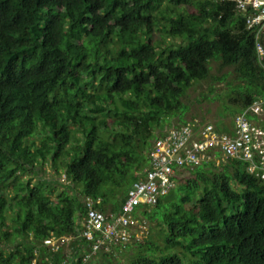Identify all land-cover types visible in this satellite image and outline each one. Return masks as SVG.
Here are the masks:
<instances>
[{"label": "trees", "instance_id": "obj_1", "mask_svg": "<svg viewBox=\"0 0 264 264\" xmlns=\"http://www.w3.org/2000/svg\"><path fill=\"white\" fill-rule=\"evenodd\" d=\"M256 42L231 0H0V264H68L69 254L83 264L86 240L57 251L44 241L78 235L87 196L121 209L154 140L172 117L187 123L184 98L212 60L243 82L224 109L232 125L264 101ZM260 116L248 118L264 128ZM46 165L73 187L24 178ZM247 167L180 171L156 206L139 208L162 244L88 264H264V180Z\"/></svg>", "mask_w": 264, "mask_h": 264}, {"label": "built area", "instance_id": "obj_2", "mask_svg": "<svg viewBox=\"0 0 264 264\" xmlns=\"http://www.w3.org/2000/svg\"><path fill=\"white\" fill-rule=\"evenodd\" d=\"M231 1L236 3L237 12L246 17L247 27L256 29V50L261 62L264 58V0ZM263 102L258 100L239 114L234 125L229 126V132L201 121L167 126L153 142L148 162L138 172V179L129 188L121 209L102 211L97 207L102 198L87 196L84 198L86 213L80 220L78 235L50 238L44 241L45 245L57 251L68 246L75 237L86 240L88 247H84L83 264H88L100 251L125 246L146 228V224L142 226L145 220H140L139 208L156 206L159 199L175 187L180 171L206 161L220 166L230 160H242L248 163L250 173L264 180V128L248 118L250 114L263 112ZM68 256V264L74 263L72 255Z\"/></svg>", "mask_w": 264, "mask_h": 264}, {"label": "rangeland", "instance_id": "obj_3", "mask_svg": "<svg viewBox=\"0 0 264 264\" xmlns=\"http://www.w3.org/2000/svg\"><path fill=\"white\" fill-rule=\"evenodd\" d=\"M174 41L181 42L180 39H175ZM210 67V76L205 80L195 82L188 90L184 98V102L188 105V110L185 115H180V117L184 116L183 120L187 122L201 121L203 123H212L216 127H222L224 124L231 126L235 116L232 117V115L226 113L224 109L229 103L228 96L231 94L232 89L238 88L243 82L233 67H224L219 60H212ZM224 74L228 76L226 79L222 80L221 78ZM262 107L263 112L257 115H261L260 119L264 122V104ZM171 121L175 124L182 122L178 117H172L170 122ZM166 126H169V124ZM38 142H41L40 137L38 138ZM189 175V171H185L183 177L187 178ZM27 177H32L34 184L39 183L41 180L45 182L49 181L57 190L73 187V183L65 177L63 172L59 176L53 175L52 168L49 165H46L45 169L40 168L38 173L27 174L24 178L26 179ZM109 197L113 199L114 202H118L114 197ZM12 215L13 212L9 211L8 217L10 218ZM140 220H145L142 222V226L146 224V228L141 229L139 236L128 243L131 244L132 247L128 250L126 247L128 244H126L125 246H115L112 248L115 252L117 248H119V253L115 257L119 261H124L128 255L138 250L139 245H136L137 242L144 243L146 240H151L152 238L157 243L162 244L161 239H159L157 235L158 228L156 229L154 227L155 224L145 219L143 215Z\"/></svg>", "mask_w": 264, "mask_h": 264}, {"label": "bare ground", "instance_id": "obj_4", "mask_svg": "<svg viewBox=\"0 0 264 264\" xmlns=\"http://www.w3.org/2000/svg\"><path fill=\"white\" fill-rule=\"evenodd\" d=\"M263 104H264V102H263Z\"/></svg>", "mask_w": 264, "mask_h": 264}]
</instances>
